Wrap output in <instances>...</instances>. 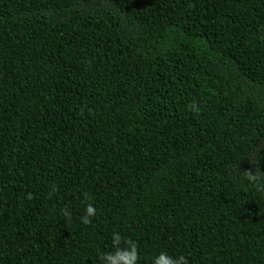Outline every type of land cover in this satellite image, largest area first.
Here are the masks:
<instances>
[{"label": "trees", "instance_id": "obj_1", "mask_svg": "<svg viewBox=\"0 0 264 264\" xmlns=\"http://www.w3.org/2000/svg\"><path fill=\"white\" fill-rule=\"evenodd\" d=\"M132 250L264 264V0H0V264Z\"/></svg>", "mask_w": 264, "mask_h": 264}, {"label": "clouds", "instance_id": "obj_2", "mask_svg": "<svg viewBox=\"0 0 264 264\" xmlns=\"http://www.w3.org/2000/svg\"><path fill=\"white\" fill-rule=\"evenodd\" d=\"M86 212L89 216H91L95 213V209L91 205H88L86 208ZM117 242H118V237H117ZM130 255L132 256V261H130L129 264H134V261H135L134 250L130 252ZM160 259H163V257H161ZM157 264H159V261L157 262ZM165 264H183V261L182 259L172 260L171 258H168L165 261Z\"/></svg>", "mask_w": 264, "mask_h": 264}]
</instances>
